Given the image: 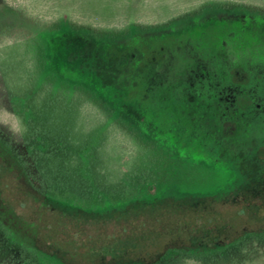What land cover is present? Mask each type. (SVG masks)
I'll return each instance as SVG.
<instances>
[{
  "label": "rangeland",
  "instance_id": "rangeland-1",
  "mask_svg": "<svg viewBox=\"0 0 264 264\" xmlns=\"http://www.w3.org/2000/svg\"><path fill=\"white\" fill-rule=\"evenodd\" d=\"M240 192L264 225V0H0V264L197 235L181 210L70 206ZM159 264H264V231Z\"/></svg>",
  "mask_w": 264,
  "mask_h": 264
},
{
  "label": "trees",
  "instance_id": "trees-1",
  "mask_svg": "<svg viewBox=\"0 0 264 264\" xmlns=\"http://www.w3.org/2000/svg\"><path fill=\"white\" fill-rule=\"evenodd\" d=\"M50 7L51 6H49V8ZM29 185L32 187L34 195L40 199L41 197L37 194V188H35L33 184ZM227 195H229V193L220 196L204 195L199 197L165 196L151 203L143 202L136 198H129L119 204H114L108 208L98 210V212H80L79 208L75 206L68 207L66 211L80 217L129 218L141 212L151 213L157 210H181L187 215L188 220L186 225L188 224V227L192 226V229L195 230L197 235L192 236L188 234L185 235L182 240H178L175 237L169 242H162L149 246L126 245L121 247L120 250L114 254H110L108 251L101 255L104 259L102 264H159V262L171 251H179L180 253H187L192 256H201L234 245L247 234L264 231L263 224L255 226L247 222L248 218H250V220H255L256 216L251 212L255 209L253 207L254 200L251 199L247 193L240 192L238 197L235 199L233 198L232 201L229 200ZM220 201L224 203L228 202V204L221 205L222 202ZM260 207L263 208L264 206L262 204L257 206L259 209ZM6 211L7 215L10 212H14L13 209H8ZM254 212L258 214L259 211ZM3 214L5 213L0 209V224L8 231H12L11 227H13V225L11 221L7 222L2 219ZM44 252L49 254V252ZM61 260L64 264H71L70 262H66L63 257Z\"/></svg>",
  "mask_w": 264,
  "mask_h": 264
}]
</instances>
